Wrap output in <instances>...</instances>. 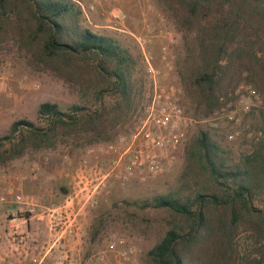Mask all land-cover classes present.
<instances>
[{"label": "trees", "instance_id": "16d2710c", "mask_svg": "<svg viewBox=\"0 0 264 264\" xmlns=\"http://www.w3.org/2000/svg\"><path fill=\"white\" fill-rule=\"evenodd\" d=\"M159 2L177 30L191 35L188 83L205 115L241 81L264 92V0ZM8 42L27 54L33 68L95 86L98 104H72L67 111L41 102L42 125L17 119L0 136L1 163L27 149L53 147L60 136L104 138L109 127L129 116L134 56L113 36L86 26L75 0H0V47ZM186 158L180 185L140 204L171 216L163 236L147 251V264H234L241 233L250 242L244 244L252 246L251 261L264 264V199L256 201L264 193V126L254 148L237 159L207 131L199 132Z\"/></svg>", "mask_w": 264, "mask_h": 264}, {"label": "rangeland", "instance_id": "374dc122", "mask_svg": "<svg viewBox=\"0 0 264 264\" xmlns=\"http://www.w3.org/2000/svg\"><path fill=\"white\" fill-rule=\"evenodd\" d=\"M82 1L85 5L90 2L96 4V9L88 12V17L82 12L84 24L94 32L113 36L134 56L136 64L133 73V109L128 117L109 127L104 138H97L91 133L60 136L53 147L38 151L27 149L20 158L0 162V188L3 190L5 185H12L31 196L32 193L22 189L24 180L30 179L31 183L38 186L39 193L55 194L56 197H65L66 200L73 195V186L78 179L83 160L93 164L96 160L106 162L112 157L107 151L108 144L118 135L129 132L140 115L144 94L149 87L150 80L137 42V38L146 33L144 22L148 23L150 33L157 36L146 45V49L154 58L158 57L161 44L166 43L170 36L173 38L170 53L175 71L170 81L180 90L185 112L192 119L186 144L176 160L163 172L142 182H112L108 187L99 189L91 205L84 209L85 211L91 207L93 212V238L90 248L92 260L95 261L92 255L104 248L108 237L116 235L129 239L136 247L135 264H147L146 253L163 236L171 216L163 209L142 207L140 204L154 195L167 193L180 185L187 160V148L196 140L200 131H207L224 148L228 157L237 159L250 152L262 134L264 108L252 107L249 112L241 113L239 122H232L221 116L222 107H226L225 111L232 108L226 106L229 103H252V98L246 92H236V89L240 84L252 88L254 85L241 81L228 92L229 95L219 108L210 115L204 114L203 109L199 107L198 95L188 83L187 75L192 64V51H189V48L193 49L191 35L177 30L174 20L159 0ZM118 10L124 12V19L113 17ZM94 91L95 86L88 85L86 81L81 85L57 75L50 69L33 68L28 63L27 54L19 50L14 43L8 42L0 47V136L7 134L11 123L17 119H27L42 125L43 121L37 115V107L41 102L57 103L61 109L67 111L72 104L93 107L98 104ZM230 132L237 133L231 140L227 138ZM4 177L8 178V184H3ZM261 199H264V193L256 201L259 203ZM62 203L55 202L50 206ZM237 239V252L240 256L235 259L234 264H254L249 257L252 254V246L244 244H250L245 242V234L241 233ZM245 255L248 257L242 258Z\"/></svg>", "mask_w": 264, "mask_h": 264}, {"label": "built area", "instance_id": "2783aa9c", "mask_svg": "<svg viewBox=\"0 0 264 264\" xmlns=\"http://www.w3.org/2000/svg\"><path fill=\"white\" fill-rule=\"evenodd\" d=\"M75 1L85 17H88V12L96 9L94 2L85 5L82 0ZM113 17L122 20L125 14L118 10ZM144 24L146 33L137 38V42L150 83L144 94L140 115L127 134L118 135L108 144L107 151L112 157L106 162L96 160L93 164H88L83 160L71 197L58 206H47L41 210L40 213L48 218L49 225L60 238L75 234L79 215L87 205H91L99 189L108 187L112 182H142L163 172L176 160L186 144L192 119L185 112L180 90L170 81L175 71L170 53L173 38L170 36L166 43L161 44L158 57L154 58L146 45L157 36L150 33L148 23ZM243 91L252 98V103H229L226 106L232 108L225 111L226 107H222L221 116L229 121L239 122L241 113L249 112L252 107L264 108V94L249 85L240 84L236 92ZM235 134L237 133L230 132L227 138L231 140ZM3 191L0 203L7 202L8 196H11L12 202L23 206V212L36 213V203L32 196L12 185H5ZM135 254L136 247L129 239L110 235L104 248L92 256L99 264H135Z\"/></svg>", "mask_w": 264, "mask_h": 264}, {"label": "crops", "instance_id": "0c3cea01", "mask_svg": "<svg viewBox=\"0 0 264 264\" xmlns=\"http://www.w3.org/2000/svg\"><path fill=\"white\" fill-rule=\"evenodd\" d=\"M2 181L9 183L6 177ZM22 189L32 193L36 213L23 212V206L12 202L11 196L0 203V264H99L90 256L91 207L79 215L75 234L60 238L40 212L55 202L62 203L65 197L39 193L30 179L24 180Z\"/></svg>", "mask_w": 264, "mask_h": 264}]
</instances>
